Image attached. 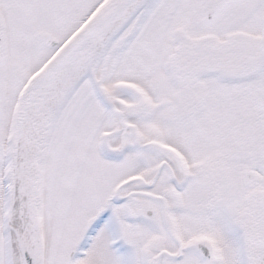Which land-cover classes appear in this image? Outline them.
Returning <instances> with one entry per match:
<instances>
[{"label":"snow or ice","instance_id":"6c2138e0","mask_svg":"<svg viewBox=\"0 0 264 264\" xmlns=\"http://www.w3.org/2000/svg\"><path fill=\"white\" fill-rule=\"evenodd\" d=\"M0 264H264V0H0Z\"/></svg>","mask_w":264,"mask_h":264}]
</instances>
